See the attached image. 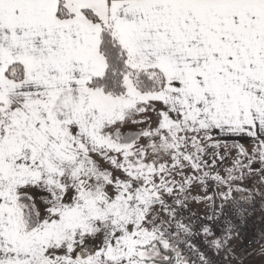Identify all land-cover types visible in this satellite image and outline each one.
Here are the masks:
<instances>
[{"label": "snow or ice", "instance_id": "snow-or-ice-1", "mask_svg": "<svg viewBox=\"0 0 264 264\" xmlns=\"http://www.w3.org/2000/svg\"><path fill=\"white\" fill-rule=\"evenodd\" d=\"M257 209L264 0H0V264H244Z\"/></svg>", "mask_w": 264, "mask_h": 264}, {"label": "built area", "instance_id": "built-area-1", "mask_svg": "<svg viewBox=\"0 0 264 264\" xmlns=\"http://www.w3.org/2000/svg\"><path fill=\"white\" fill-rule=\"evenodd\" d=\"M264 228V223L261 222L260 213L257 209V212L254 213L247 221V223L241 229V239L236 241V247L238 249V255L243 256L239 251L241 245L246 247L250 252L255 248H259V244H253L254 240L259 239L260 230ZM245 259V257H243ZM232 264H237L236 260L232 261ZM245 264V263H244Z\"/></svg>", "mask_w": 264, "mask_h": 264}, {"label": "rangeland", "instance_id": "rangeland-1", "mask_svg": "<svg viewBox=\"0 0 264 264\" xmlns=\"http://www.w3.org/2000/svg\"><path fill=\"white\" fill-rule=\"evenodd\" d=\"M257 167H259V165H257ZM256 249H258V248H256ZM251 256H253V258H254V260H253L254 264H264V259L261 258V256L259 255L258 252L254 255H251Z\"/></svg>", "mask_w": 264, "mask_h": 264}, {"label": "crops", "instance_id": "crops-1", "mask_svg": "<svg viewBox=\"0 0 264 264\" xmlns=\"http://www.w3.org/2000/svg\"><path fill=\"white\" fill-rule=\"evenodd\" d=\"M231 141L229 140V143H230ZM241 142H243V141H241ZM253 260H254V258H253V256H249V257H245V259H244V263L245 264H254L253 263Z\"/></svg>", "mask_w": 264, "mask_h": 264}]
</instances>
